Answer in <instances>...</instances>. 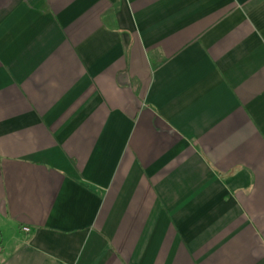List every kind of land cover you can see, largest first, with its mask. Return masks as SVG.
Masks as SVG:
<instances>
[{"label": "crops", "instance_id": "crops-1", "mask_svg": "<svg viewBox=\"0 0 264 264\" xmlns=\"http://www.w3.org/2000/svg\"><path fill=\"white\" fill-rule=\"evenodd\" d=\"M0 264H264V0H0Z\"/></svg>", "mask_w": 264, "mask_h": 264}, {"label": "built area", "instance_id": "built-area-1", "mask_svg": "<svg viewBox=\"0 0 264 264\" xmlns=\"http://www.w3.org/2000/svg\"><path fill=\"white\" fill-rule=\"evenodd\" d=\"M24 230L25 231H29L30 229L28 227H24Z\"/></svg>", "mask_w": 264, "mask_h": 264}]
</instances>
